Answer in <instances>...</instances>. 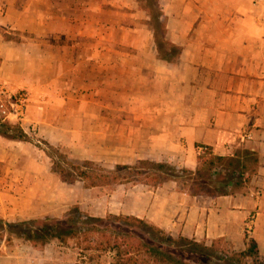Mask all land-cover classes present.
Segmentation results:
<instances>
[{
	"label": "crops",
	"instance_id": "obj_1",
	"mask_svg": "<svg viewBox=\"0 0 264 264\" xmlns=\"http://www.w3.org/2000/svg\"><path fill=\"white\" fill-rule=\"evenodd\" d=\"M0 88L27 94L25 116L6 118L38 129L69 159L195 172L204 148L254 153L257 173L235 194L192 195L175 181L82 183L97 208L81 206L174 238L222 241L229 253L246 251L248 238L264 261V0H0ZM56 135H96L101 146H62ZM8 142L0 218L24 222L38 215L34 184L48 176L26 157L29 146ZM79 255L58 241L42 250L19 241L0 247V264H91Z\"/></svg>",
	"mask_w": 264,
	"mask_h": 264
},
{
	"label": "trees",
	"instance_id": "obj_2",
	"mask_svg": "<svg viewBox=\"0 0 264 264\" xmlns=\"http://www.w3.org/2000/svg\"><path fill=\"white\" fill-rule=\"evenodd\" d=\"M0 136L33 143L20 124L11 123L5 116H0ZM41 143L52 160L53 173L66 183L82 182L86 189L128 183L158 187L175 181L192 195L223 196L242 191L257 173L259 163L258 157L249 151L221 157L208 148L199 155L195 172L152 161L108 171L92 161L74 163L49 142ZM15 240L28 242L37 250L54 240L62 245L74 241L83 254H111V264H264L257 243L248 238L246 251L229 253L220 248L222 241L208 246L184 237L174 238L143 220L114 215L96 218L83 213L79 206L71 208L62 220L45 218L11 223L0 218V244L12 246Z\"/></svg>",
	"mask_w": 264,
	"mask_h": 264
},
{
	"label": "rangeland",
	"instance_id": "obj_3",
	"mask_svg": "<svg viewBox=\"0 0 264 264\" xmlns=\"http://www.w3.org/2000/svg\"><path fill=\"white\" fill-rule=\"evenodd\" d=\"M12 38L16 39L15 37ZM20 93L23 94L27 99V94L24 91ZM16 99H17V94L14 95L13 93L10 92L7 95H4L0 98V116L7 117L9 116L10 113H12L13 115V107L15 105ZM21 123L17 122V124L20 125ZM28 134L31 137L33 143H21V144L18 143L14 146H29L28 148L30 151L25 150L24 152L26 154V157L29 156L30 158L37 160L38 161L37 168L41 171V174L48 176V179L45 178L41 182L34 184V187L38 190V194L41 195V198L38 199V206H36L37 209L39 208L38 210L39 213L38 215H35V218L30 219L28 221L43 220L45 218L62 220L67 216L70 209L73 208L74 206H79L83 213L90 215V212H88L86 209H83V207L81 206L82 205L81 201H83L84 206L92 208V210L95 211L97 208L95 193L92 194V192L84 191L82 187L83 186L82 182L79 183L77 182L73 184L66 183L63 182L62 179L57 174L53 173L51 158L47 155L45 151L47 150V148L44 147L45 145L41 143L42 141L48 142V136L41 135L38 132V129H34L31 132L28 130ZM54 138H56V140L58 141L61 140V142L65 144L62 146H101V143L97 142L98 137H96V135H76L74 137L67 136V138L64 135H59V136L56 135L54 136ZM8 141L10 140L1 137L0 146H9L8 144L10 142ZM37 146H41V148H38ZM54 146H57V144H55ZM109 146H112L111 143H109ZM70 159L74 163H80L84 161L72 157H70ZM98 165L108 171H115L114 167L103 166L100 163ZM2 169L3 168H0V171H2ZM110 188H112V186H110ZM92 215L93 217L100 218L98 216H95L94 214ZM11 223H19V222H11ZM19 241L25 242L22 240H15L14 243ZM54 241L57 242V240ZM2 245L8 246L4 242H1L0 247ZM63 246L68 250L80 254L78 257L82 258L83 261L84 258H86L84 262H89L91 264H106L108 262H111L110 258L112 256L110 254H103V255L96 253L83 254L76 247V243L74 241H71L67 245H63ZM220 248L222 249V246Z\"/></svg>",
	"mask_w": 264,
	"mask_h": 264
},
{
	"label": "built area",
	"instance_id": "obj_4",
	"mask_svg": "<svg viewBox=\"0 0 264 264\" xmlns=\"http://www.w3.org/2000/svg\"><path fill=\"white\" fill-rule=\"evenodd\" d=\"M8 91L5 88H0V98L4 95H7ZM27 107V100L25 96L21 93L17 94V99L13 107V115L17 116L19 119L25 116ZM207 149L204 148L202 151L205 152ZM251 224L246 228V232L250 234Z\"/></svg>",
	"mask_w": 264,
	"mask_h": 264
}]
</instances>
